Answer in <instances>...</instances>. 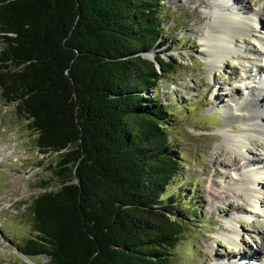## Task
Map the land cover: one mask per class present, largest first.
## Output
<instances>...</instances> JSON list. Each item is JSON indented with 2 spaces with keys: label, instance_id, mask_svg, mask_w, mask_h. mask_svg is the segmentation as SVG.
I'll return each instance as SVG.
<instances>
[{
  "label": "trees",
  "instance_id": "obj_1",
  "mask_svg": "<svg viewBox=\"0 0 264 264\" xmlns=\"http://www.w3.org/2000/svg\"><path fill=\"white\" fill-rule=\"evenodd\" d=\"M162 13L161 0H0V94L58 185L30 199L25 257L169 264L186 222L164 199L180 158L155 90L176 59L142 56L169 40Z\"/></svg>",
  "mask_w": 264,
  "mask_h": 264
},
{
  "label": "rangeland",
  "instance_id": "obj_2",
  "mask_svg": "<svg viewBox=\"0 0 264 264\" xmlns=\"http://www.w3.org/2000/svg\"><path fill=\"white\" fill-rule=\"evenodd\" d=\"M161 6L164 36L169 40L147 53L176 59L171 61L172 73L157 83L155 94L171 112L168 132L180 158L178 174L164 199L175 196L186 222L168 262L264 264V204L253 206L248 188L257 186L248 179L241 155L264 159V136L255 135L244 147L235 148L224 135L242 126L236 102L252 83L246 62L250 57L231 55L220 66L210 67L200 45L215 14L223 16L232 8L248 14L259 6L264 9V0H161ZM258 18L256 29L261 31L264 18ZM244 40L249 48L264 52L251 37ZM146 93L154 94L150 89ZM259 97L264 103V90ZM248 99L240 109L255 103L253 96ZM53 157L38 152L27 121L17 114L15 103L6 104L0 94V264L24 262L20 245L34 235L30 199L43 191L38 187L43 181L58 187L48 169ZM258 180L264 183V175ZM235 232L236 246L228 241ZM257 249L261 253L255 254ZM244 253L248 257H241ZM30 259L49 261L46 255Z\"/></svg>",
  "mask_w": 264,
  "mask_h": 264
},
{
  "label": "bare ground",
  "instance_id": "obj_3",
  "mask_svg": "<svg viewBox=\"0 0 264 264\" xmlns=\"http://www.w3.org/2000/svg\"><path fill=\"white\" fill-rule=\"evenodd\" d=\"M200 3V5H202ZM250 13V14H249ZM264 18V9L259 6L256 10L242 14L234 8L225 12L223 16L214 15L211 20L212 27H208L206 34L201 40V53L205 56L210 67L220 66L226 57L231 55L242 54L248 55L246 59L249 65L248 78L252 77L250 86H246L247 94L242 96V100H238L239 114L242 115L243 122L239 130L234 133L224 135L227 136V141L231 146L244 147L253 136H264V103H262L259 92L264 90V52L260 53L257 50L248 47V43L244 40L246 36L257 41L264 49V28L260 31L257 28L258 17ZM251 32L258 34L252 35ZM247 57V56H246ZM255 92V93H254ZM249 95L254 98V102L250 105H244L242 109L241 103L246 101ZM249 100V99H248ZM240 105V106H239ZM226 115H230L225 111ZM264 154V146H263ZM245 161L244 166L247 168L246 175L251 183H255L256 187L250 186L248 191L252 198L253 206L264 204V183L260 180V175H264V159L260 157H246L242 153ZM262 206V205H261ZM229 243L236 246L239 243V233L235 232L233 237H228ZM261 249H264V242ZM261 253L256 250L255 254ZM248 257L246 253L241 257ZM224 264H238L235 261H230Z\"/></svg>",
  "mask_w": 264,
  "mask_h": 264
},
{
  "label": "water",
  "instance_id": "obj_4",
  "mask_svg": "<svg viewBox=\"0 0 264 264\" xmlns=\"http://www.w3.org/2000/svg\"><path fill=\"white\" fill-rule=\"evenodd\" d=\"M142 56L145 57V58L153 60V56L152 55L148 56L147 52L142 53ZM23 257H24V262H26L27 264H42V263H38V262L32 261L30 258L25 257L24 255H23Z\"/></svg>",
  "mask_w": 264,
  "mask_h": 264
}]
</instances>
